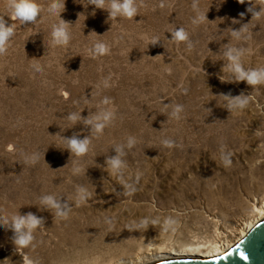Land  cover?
I'll use <instances>...</instances> for the list:
<instances>
[{"label":"rangeland","instance_id":"rangeland-1","mask_svg":"<svg viewBox=\"0 0 264 264\" xmlns=\"http://www.w3.org/2000/svg\"><path fill=\"white\" fill-rule=\"evenodd\" d=\"M263 199L264 0H0V264H130Z\"/></svg>","mask_w":264,"mask_h":264},{"label":"bare ground","instance_id":"bare-ground-1","mask_svg":"<svg viewBox=\"0 0 264 264\" xmlns=\"http://www.w3.org/2000/svg\"><path fill=\"white\" fill-rule=\"evenodd\" d=\"M255 215H258L252 219V221L240 223L242 228L237 229L235 234L238 235L235 239H232L233 234L231 231H226L216 235V238L211 242L208 241L206 244H196L188 245L186 247H175L172 245L158 246L157 248H152L143 254L137 255L130 264H149L156 261H161L165 259H170L174 257H201V258H214L222 255L226 252L228 247H230L236 240L242 237L245 232L250 229L254 223L264 219V199L260 203L259 207H255ZM232 241V242H231ZM130 262V261H129Z\"/></svg>","mask_w":264,"mask_h":264},{"label":"water","instance_id":"water-1","mask_svg":"<svg viewBox=\"0 0 264 264\" xmlns=\"http://www.w3.org/2000/svg\"><path fill=\"white\" fill-rule=\"evenodd\" d=\"M226 250L214 258L180 256L149 264H264V219Z\"/></svg>","mask_w":264,"mask_h":264},{"label":"built area","instance_id":"built-area-1","mask_svg":"<svg viewBox=\"0 0 264 264\" xmlns=\"http://www.w3.org/2000/svg\"><path fill=\"white\" fill-rule=\"evenodd\" d=\"M254 224H255V223H254ZM249 230H250V229H248L242 237H244V236L246 235V233H247ZM242 237H240L239 239H241ZM239 239H238V240H239ZM238 240H236L234 243H236ZM234 243H233V244H234Z\"/></svg>","mask_w":264,"mask_h":264}]
</instances>
